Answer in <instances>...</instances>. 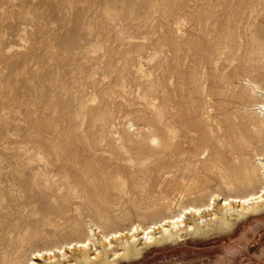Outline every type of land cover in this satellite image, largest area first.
I'll use <instances>...</instances> for the list:
<instances>
[{"label": "rangeland", "instance_id": "rangeland-1", "mask_svg": "<svg viewBox=\"0 0 264 264\" xmlns=\"http://www.w3.org/2000/svg\"><path fill=\"white\" fill-rule=\"evenodd\" d=\"M258 74L264 0H0V264L66 241L90 202L127 228L169 182L170 200L192 201L227 144L191 129L223 136L218 101ZM165 124L171 145L156 150ZM56 201L66 216L41 225ZM238 223L120 264H264V213Z\"/></svg>", "mask_w": 264, "mask_h": 264}, {"label": "bare ground", "instance_id": "bare-ground-1", "mask_svg": "<svg viewBox=\"0 0 264 264\" xmlns=\"http://www.w3.org/2000/svg\"><path fill=\"white\" fill-rule=\"evenodd\" d=\"M246 87L237 101H227L225 105V101H218L216 105V111H221L223 117L221 126L218 122L215 127L217 132L222 129L223 136L215 135L212 126L205 121L191 129L198 132L197 139L203 146L215 147L223 140L227 144L223 151L215 152L216 157H211L215 163L222 160L224 165L215 166V174L204 175L199 191L189 198L192 201L176 203L170 200L168 193L178 190L179 184L169 182L161 193V202L139 211V221L127 228L117 227L106 203L90 202L92 210L88 223L71 224L66 241L33 251L27 264L125 263L139 259L150 248L176 244L191 237L228 234L239 221L263 214L264 74L249 79ZM168 107L171 108V102L166 100L165 109ZM139 130L128 123L131 136ZM157 133L159 140L151 139L156 150L171 145L173 130L168 124ZM123 187L121 184L117 189ZM62 204L56 201L44 208L40 224L46 225L51 216H66L67 208ZM143 215H150L149 223Z\"/></svg>", "mask_w": 264, "mask_h": 264}]
</instances>
